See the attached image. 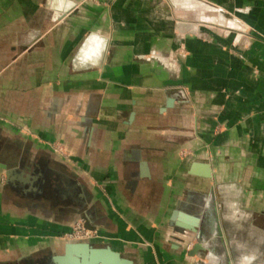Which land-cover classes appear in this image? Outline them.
<instances>
[{"label":"crops","instance_id":"crops-1","mask_svg":"<svg viewBox=\"0 0 264 264\" xmlns=\"http://www.w3.org/2000/svg\"><path fill=\"white\" fill-rule=\"evenodd\" d=\"M208 1L246 33L171 0H0V264L61 251L79 219L137 264H194L169 244L175 209L213 190L264 209V0ZM29 161L79 187L29 185Z\"/></svg>","mask_w":264,"mask_h":264},{"label":"water","instance_id":"water-1","mask_svg":"<svg viewBox=\"0 0 264 264\" xmlns=\"http://www.w3.org/2000/svg\"><path fill=\"white\" fill-rule=\"evenodd\" d=\"M206 3L216 11L215 13L222 14L224 22L228 24L232 21L236 27L228 25L220 28L223 34L229 36L233 31L236 34H245L247 28L245 25L238 21L232 14L225 12L219 6L211 3L208 0H200ZM172 7L176 10L183 9V5H175L171 0ZM70 9H69V8ZM74 6H67L64 8L62 15H67ZM68 8V9H67ZM186 9V7H184ZM188 9V8H187ZM190 10V9H188ZM197 13V9L191 8ZM196 16V15H195ZM197 21H199V18ZM226 19V20H225ZM200 22V21H199ZM203 24L204 22H200ZM211 26V25H208ZM207 26V27H208ZM215 27V26H213ZM217 28V27H216ZM155 52V51H154ZM154 52L149 56L154 59ZM178 57H185L184 54L179 53ZM144 59L147 56H142ZM166 57V56H165ZM163 63V61L156 59ZM172 64V62L170 63ZM163 65L169 68L165 63ZM171 67V66H170ZM188 92L183 87H178L173 90L166 107L171 108L174 102L186 101ZM45 169H41L37 162L29 161L27 168H35L33 170V177L27 178L29 185L35 181L42 188L51 190V188L59 189L60 184H64L67 190L73 192L78 184L68 180L52 168L51 163L44 162ZM31 168V169H32ZM12 173V168L9 169ZM37 170V172H36ZM192 174L203 177L213 178L211 166L208 163H195L193 166ZM70 187V188H69ZM65 189V188H63ZM78 191V212H84V199ZM221 196V195H220ZM232 199L229 197H217L214 190L204 196V208L200 215H191L178 207L172 214V222H175L177 232L181 234L169 244L173 249L179 250L182 256L188 258L194 264H264V209L253 208L244 209L237 204V200L241 199L237 195ZM83 208V209H82ZM225 208L227 211H223ZM81 224L84 229L89 233L88 236L77 237L73 236L76 231V226ZM246 226H261V231L257 232L256 229L250 228L243 232H236V230ZM71 237L65 238L61 251L51 252L45 256L27 257L28 264H137L136 258L124 254L116 250L105 237L100 233L97 228H94L87 222V220L79 219L73 224L70 230ZM146 244V243H145Z\"/></svg>","mask_w":264,"mask_h":264},{"label":"rangeland","instance_id":"rangeland-1","mask_svg":"<svg viewBox=\"0 0 264 264\" xmlns=\"http://www.w3.org/2000/svg\"><path fill=\"white\" fill-rule=\"evenodd\" d=\"M174 2L175 5H183L182 3H180V1H182L184 3V7L190 9V10H186V11H183L182 13L184 14H188V17L187 19L190 21V22H195L197 21V18H199V21L200 22H204L203 24L205 26H208V25H211L209 27H213V28H223V26H219V25H228L229 26H233V27H236V25L232 22V21H229L228 24L226 22H224V16L222 14H217L215 13L216 11L212 8V6L206 4V3H203L202 1L200 0H172ZM192 2V3H191ZM186 5V6H185ZM183 7V9L181 10H185ZM191 8H194L196 12H194L193 10H191ZM208 9V10H206ZM187 12V13H186ZM196 15V16H195ZM204 21H203V20ZM226 20V19H225ZM240 23L241 21L238 20ZM223 211H227L225 208L222 209ZM250 228H253V229H256L257 232H260L261 230V226H256V225H252V226H246V225H243V228L241 227V229H238L236 230V232H243L247 229V231H249ZM73 236H76L75 234H73Z\"/></svg>","mask_w":264,"mask_h":264},{"label":"built area","instance_id":"built-area-1","mask_svg":"<svg viewBox=\"0 0 264 264\" xmlns=\"http://www.w3.org/2000/svg\"><path fill=\"white\" fill-rule=\"evenodd\" d=\"M75 235H76L77 237H84V236H88L89 233L87 232L86 229H84V228L82 227L81 224H78V225L76 226Z\"/></svg>","mask_w":264,"mask_h":264},{"label":"bare ground","instance_id":"bare-ground-1","mask_svg":"<svg viewBox=\"0 0 264 264\" xmlns=\"http://www.w3.org/2000/svg\"><path fill=\"white\" fill-rule=\"evenodd\" d=\"M186 1V0H185ZM192 3V2H191Z\"/></svg>","mask_w":264,"mask_h":264}]
</instances>
